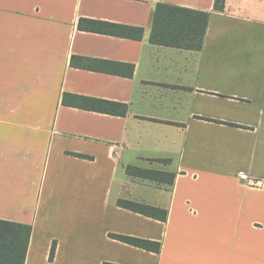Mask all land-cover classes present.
Wrapping results in <instances>:
<instances>
[{
  "label": "crops",
  "instance_id": "1",
  "mask_svg": "<svg viewBox=\"0 0 264 264\" xmlns=\"http://www.w3.org/2000/svg\"><path fill=\"white\" fill-rule=\"evenodd\" d=\"M214 2L0 0V220L31 227L24 264H264V187L236 178L264 182V0ZM158 4L209 13L200 52L149 42Z\"/></svg>",
  "mask_w": 264,
  "mask_h": 264
},
{
  "label": "trees",
  "instance_id": "2",
  "mask_svg": "<svg viewBox=\"0 0 264 264\" xmlns=\"http://www.w3.org/2000/svg\"><path fill=\"white\" fill-rule=\"evenodd\" d=\"M224 5L225 0H215L214 10L222 11ZM208 21V12L158 4L152 15L149 42L159 46L200 52L203 47ZM79 27L88 31H103L113 26L108 23L81 19ZM130 37L139 38L140 30H138L137 34H130ZM86 100L91 103L88 106L90 109L117 115H124L126 113V106L123 104L95 99ZM164 162L167 163L168 161L164 160ZM126 173L129 176L166 184H172L176 178V174L173 173L146 170L134 166H128ZM117 204L120 207L143 215L156 217L162 221L166 220L167 212L165 210L123 200H119ZM30 233V226L0 220V264H24ZM111 236L135 247L156 253L160 250L159 243L125 236ZM53 255L54 246L50 252V260L53 258Z\"/></svg>",
  "mask_w": 264,
  "mask_h": 264
},
{
  "label": "built area",
  "instance_id": "3",
  "mask_svg": "<svg viewBox=\"0 0 264 264\" xmlns=\"http://www.w3.org/2000/svg\"><path fill=\"white\" fill-rule=\"evenodd\" d=\"M236 178L240 186L248 189H262L264 187V182L262 180L252 178L244 172H239Z\"/></svg>",
  "mask_w": 264,
  "mask_h": 264
}]
</instances>
